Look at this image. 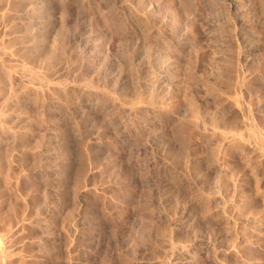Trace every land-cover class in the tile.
<instances>
[{
  "label": "rangeland",
  "instance_id": "374dc122",
  "mask_svg": "<svg viewBox=\"0 0 264 264\" xmlns=\"http://www.w3.org/2000/svg\"><path fill=\"white\" fill-rule=\"evenodd\" d=\"M0 264H264V0H0Z\"/></svg>",
  "mask_w": 264,
  "mask_h": 264
}]
</instances>
